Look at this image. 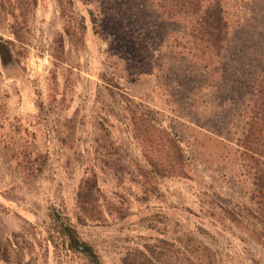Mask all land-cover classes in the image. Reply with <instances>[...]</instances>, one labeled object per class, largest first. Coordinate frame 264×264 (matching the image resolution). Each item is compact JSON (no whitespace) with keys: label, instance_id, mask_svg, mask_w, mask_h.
I'll use <instances>...</instances> for the list:
<instances>
[{"label":"rangeland","instance_id":"1","mask_svg":"<svg viewBox=\"0 0 264 264\" xmlns=\"http://www.w3.org/2000/svg\"><path fill=\"white\" fill-rule=\"evenodd\" d=\"M60 1L0 0V41L12 55L0 65V241L20 236L33 245L35 264H90L59 239L46 240L55 213L99 264H121L128 251L197 226L207 231L197 238L226 264H264L261 248L217 209L221 202L249 206L231 145L242 123L238 92L199 76L174 42L182 27L152 0ZM220 1L224 60L264 56V0ZM240 91L246 102L248 90ZM138 117L177 141L187 158L184 177L153 173L132 137ZM16 128L33 134L44 159L29 180L3 158ZM154 141L149 149L158 159ZM85 179L95 182L104 219L80 216L76 193Z\"/></svg>","mask_w":264,"mask_h":264},{"label":"trees","instance_id":"2","mask_svg":"<svg viewBox=\"0 0 264 264\" xmlns=\"http://www.w3.org/2000/svg\"><path fill=\"white\" fill-rule=\"evenodd\" d=\"M57 1L61 3L60 0ZM152 2L164 19L182 27L183 33L177 35L174 42L184 50V58L189 59L200 70L199 76L207 74L215 80L224 81L223 83L229 85L228 88L238 92L237 105L238 108L242 106V123L231 145L235 146L233 155L238 160V171L247 178L249 206L238 202H221L217 209L223 219L252 239L264 254V56H254L253 59L251 55L233 53L228 57L235 65L224 60L227 55L225 49L228 24L220 0ZM16 25L14 21L10 27L14 37L16 31L13 28ZM11 58L9 43L0 41L1 67L4 68ZM223 83H219L222 86L220 90L227 91V84L225 86ZM241 89L248 90L249 93V99L243 103L242 93L239 92ZM204 106L211 109L209 103ZM131 124L132 137L144 148V159L156 176H185L187 158L175 139L147 118H135ZM12 134L18 139L9 146L3 145V158L6 162L15 160L14 169L22 179L29 180L41 172L43 156L35 153L38 149L32 144L33 134L28 135L25 129L19 132L17 128ZM216 136L222 140L221 135ZM153 141L161 150L158 159L155 157L157 153L149 149ZM161 157L166 160L159 161ZM164 161L167 165L162 163ZM96 192L97 188L92 179H85L79 184L76 202L82 218L104 219L103 211L97 205ZM49 216L51 224L47 231L48 242L53 244L57 238L66 251L80 254L90 264H99L91 247L78 239L70 225L60 221L55 213H50ZM193 232L195 233H182L172 240H158L154 244L143 245L139 250H130L121 259V264H226L216 249L197 238L198 235L205 236L203 234H207L206 230L197 226ZM19 237L12 235L8 240L0 241V261L3 264H35L33 245Z\"/></svg>","mask_w":264,"mask_h":264}]
</instances>
